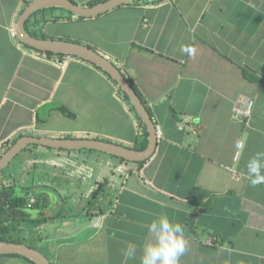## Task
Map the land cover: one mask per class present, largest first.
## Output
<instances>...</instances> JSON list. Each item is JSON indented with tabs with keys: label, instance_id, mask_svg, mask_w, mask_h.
Masks as SVG:
<instances>
[{
	"label": "crops",
	"instance_id": "crops-1",
	"mask_svg": "<svg viewBox=\"0 0 264 264\" xmlns=\"http://www.w3.org/2000/svg\"><path fill=\"white\" fill-rule=\"evenodd\" d=\"M33 1L0 0V157L23 136L135 148L142 135L137 114L104 72L71 56L48 59L17 40V21ZM125 4L95 18L38 26L64 15L45 9L29 27L117 63L158 128L156 152L140 168L97 151L27 149L63 163L56 172L45 163L27 170L30 185L21 187L43 190L48 204L29 206L41 220L27 225L25 240H35L27 245L52 264H140L149 221L167 214L185 228L179 264H264V184L252 187L244 175L249 157L264 152V0ZM80 34L89 38L79 41ZM182 45L194 54L182 53ZM250 101L247 122L235 119V109ZM130 245L137 249L131 258ZM0 258V264H32Z\"/></svg>",
	"mask_w": 264,
	"mask_h": 264
},
{
	"label": "water",
	"instance_id": "water-1",
	"mask_svg": "<svg viewBox=\"0 0 264 264\" xmlns=\"http://www.w3.org/2000/svg\"><path fill=\"white\" fill-rule=\"evenodd\" d=\"M128 1L130 0H105L93 6H83L76 4L71 0H35L29 3L20 15L15 26L14 35L22 45H26L29 49H32L39 54L41 52H51L54 54L79 58L94 64L106 72L123 93L127 95L132 106L145 124L148 133L147 148L144 150H137L134 147L102 139H65L23 136L0 157V174L9 167L11 162L22 151L30 146H42L55 150L97 151L118 158L119 160H125L127 163L135 164L147 162L154 155L159 139L158 128L154 123L146 104L140 98L128 79L124 76L117 63H115L108 55H105L88 45L61 39L37 38L26 30L28 19L41 10L60 8L71 12L76 17L95 18L124 5ZM124 177H126V175H124ZM2 255L21 256L31 260L35 264H52L41 251L23 243L0 241V256Z\"/></svg>",
	"mask_w": 264,
	"mask_h": 264
},
{
	"label": "trees",
	"instance_id": "trees-1",
	"mask_svg": "<svg viewBox=\"0 0 264 264\" xmlns=\"http://www.w3.org/2000/svg\"><path fill=\"white\" fill-rule=\"evenodd\" d=\"M105 0H93L91 2H88L86 6H93L96 5L97 3L103 2ZM164 0H130L128 1L125 5H138L143 4V5H149V4H154V3H160ZM62 16H56L53 18H46L44 20H40L37 22L38 26H41V24H45L48 21H70L73 19H85L82 17H76L74 14L71 12L63 10ZM37 13V12H36ZM35 15L33 14L27 21L26 23V30L33 35L34 37L37 38H43V39H48V38H53L47 34H40L38 35L37 31L30 30V23L32 18ZM36 24V25H37ZM42 31V28L40 29ZM68 41H72L71 39L67 38ZM27 47L26 45H24ZM28 48V47H27ZM43 56L47 57L48 59H53V60H58L62 61L64 58L67 57V55H62V54H54L51 52L47 53H40ZM92 64V63H91ZM94 65V64H92ZM95 66V65H94ZM102 72H104L101 68L95 66ZM121 69V68H120ZM123 72V71H122ZM113 82L114 80L106 73L104 72ZM124 76L128 79V81L131 83L133 88L136 90L140 98L143 100L145 103V99L143 98V95L139 91L137 85L134 83V81L125 73H123ZM115 83V82H114ZM116 84V83H115ZM117 86V84H116ZM118 88V94L122 98L124 102L130 105L131 109L137 114V117L140 122V126L142 128V135L140 136V140L137 141V144L135 148L137 150H144L148 146V133L146 130V126L143 123L141 117L135 110V108L132 106L129 98L127 97L126 94L123 93V91L117 86ZM15 143V142H14ZM13 143V144H14ZM12 144V145H13ZM28 147L27 149H29ZM26 149V150H27ZM123 162H126L125 160H122ZM146 162H141L138 163V166L141 168ZM6 170V169H5ZM5 170L0 174V241H6V242H15V243H23L27 244L25 237L23 236L25 232V227L28 224H32L35 220L39 222L41 219H35L31 216V213L28 212L29 206L32 207V209H39L42 210L44 209L48 204H47V198L46 194L44 193L43 190H33L32 188H23L21 186H17L16 181L14 178L10 181V178H7L6 175L4 174ZM101 188L97 189L94 191L92 198L96 199L101 195L102 190ZM45 201V203H44ZM94 203V201H92ZM90 203V204H92ZM45 219V218H43ZM40 223V222H39ZM38 224V223H37ZM3 256V255H2ZM10 257H17L20 259H23L29 263H33L31 260L17 256V255H10Z\"/></svg>",
	"mask_w": 264,
	"mask_h": 264
},
{
	"label": "clouds",
	"instance_id": "clouds-1",
	"mask_svg": "<svg viewBox=\"0 0 264 264\" xmlns=\"http://www.w3.org/2000/svg\"><path fill=\"white\" fill-rule=\"evenodd\" d=\"M182 53L194 54L195 49L189 45L181 46ZM237 149L242 147L241 141L235 142ZM244 175L252 187L264 184V152H256L245 163ZM150 238L141 245L140 264H179L186 250L185 228L167 214H160L148 223ZM137 249L130 245L125 255L133 257Z\"/></svg>",
	"mask_w": 264,
	"mask_h": 264
},
{
	"label": "rangeland",
	"instance_id": "rangeland-1",
	"mask_svg": "<svg viewBox=\"0 0 264 264\" xmlns=\"http://www.w3.org/2000/svg\"><path fill=\"white\" fill-rule=\"evenodd\" d=\"M85 32H87L86 29H84V33ZM87 38H89V34L79 35V41H83V39H87ZM30 147L33 150L39 148V147H33V146H30ZM40 152H45V151H41L40 149ZM44 163L47 168L52 167V170H54L55 172L58 171V169L56 170L54 168L55 166H58L59 168L61 165H63V163L59 160V158L56 156L54 157L52 153H49V152L39 153V151L38 152L34 151L32 153H29L27 150H24L11 162L9 167L5 170L4 174L6 175L7 178H14V180L20 186H29L30 185L29 181H31V178L28 175L27 170H29L32 165L42 166V164ZM72 168L73 167L71 166L70 169L73 170ZM33 172H34L33 175L36 179V182L39 181V173H36L38 171H33ZM70 176H71L70 179L75 180L76 175L74 174V172ZM84 179L89 181V177L85 176ZM25 229H27V226L25 227ZM34 242L35 240L32 241V239L30 238L26 239V243L32 244ZM1 260L2 258H0V261ZM18 260H20V262H27L20 258H18Z\"/></svg>",
	"mask_w": 264,
	"mask_h": 264
},
{
	"label": "built area",
	"instance_id": "built-area-1",
	"mask_svg": "<svg viewBox=\"0 0 264 264\" xmlns=\"http://www.w3.org/2000/svg\"><path fill=\"white\" fill-rule=\"evenodd\" d=\"M252 109H253L252 101H250L248 106L243 110H241L240 108H236L234 112L235 119L242 121V122H247V120L252 115Z\"/></svg>",
	"mask_w": 264,
	"mask_h": 264
},
{
	"label": "bare ground",
	"instance_id": "bare-ground-1",
	"mask_svg": "<svg viewBox=\"0 0 264 264\" xmlns=\"http://www.w3.org/2000/svg\"><path fill=\"white\" fill-rule=\"evenodd\" d=\"M246 123V122H245Z\"/></svg>",
	"mask_w": 264,
	"mask_h": 264
}]
</instances>
